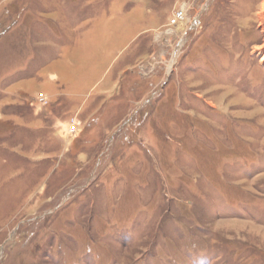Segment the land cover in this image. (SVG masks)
I'll return each mask as SVG.
<instances>
[{
    "label": "rangeland",
    "instance_id": "obj_1",
    "mask_svg": "<svg viewBox=\"0 0 264 264\" xmlns=\"http://www.w3.org/2000/svg\"><path fill=\"white\" fill-rule=\"evenodd\" d=\"M264 0H0V264H264Z\"/></svg>",
    "mask_w": 264,
    "mask_h": 264
},
{
    "label": "bare ground",
    "instance_id": "obj_2",
    "mask_svg": "<svg viewBox=\"0 0 264 264\" xmlns=\"http://www.w3.org/2000/svg\"><path fill=\"white\" fill-rule=\"evenodd\" d=\"M263 7H264V4H263ZM262 60H264V58Z\"/></svg>",
    "mask_w": 264,
    "mask_h": 264
}]
</instances>
